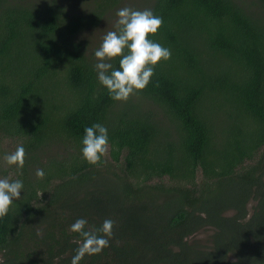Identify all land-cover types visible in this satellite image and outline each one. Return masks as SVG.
Instances as JSON below:
<instances>
[{"label":"trees","instance_id":"16d2710c","mask_svg":"<svg viewBox=\"0 0 264 264\" xmlns=\"http://www.w3.org/2000/svg\"><path fill=\"white\" fill-rule=\"evenodd\" d=\"M124 7L161 17L149 39L171 51L127 102L94 68ZM95 123L109 152L91 165ZM0 133L26 151L3 264H71L80 218L115 222L80 264H264V0H0ZM208 228L210 246L190 240Z\"/></svg>","mask_w":264,"mask_h":264},{"label":"clouds","instance_id":"9594fccd","mask_svg":"<svg viewBox=\"0 0 264 264\" xmlns=\"http://www.w3.org/2000/svg\"><path fill=\"white\" fill-rule=\"evenodd\" d=\"M116 16L115 30L107 32L100 48L95 51L97 63L94 68L99 82L106 87L110 97L115 101L127 102L137 91L147 87L155 66L169 60L171 51L149 39L163 24L162 18L154 15L151 9L141 11L124 7L117 11ZM116 58H119L118 69L111 63ZM84 132L83 158L91 165H98L109 152L108 129L95 123L86 127ZM25 158V148L18 146L14 152L4 156V161L9 166L15 165L22 169ZM36 177L44 179V170L37 169ZM23 187L19 179L0 178V218L8 214L14 201L21 199ZM114 223L111 219H105L100 228L87 229V220L77 219L70 230L78 233L82 242L71 264H80L85 255H96L109 247Z\"/></svg>","mask_w":264,"mask_h":264},{"label":"rangeland","instance_id":"374dc122","mask_svg":"<svg viewBox=\"0 0 264 264\" xmlns=\"http://www.w3.org/2000/svg\"><path fill=\"white\" fill-rule=\"evenodd\" d=\"M131 1L139 6H142L148 4V2L151 0H131ZM88 39H90L93 43H96L100 40V35L96 34L95 36H92L88 34ZM20 144L21 142L19 140L11 139L10 137L0 133V164H2L3 168L8 171L6 177L0 176V178H9L10 180L14 178L15 173L12 172V170L16 169V166L7 165L4 161V156L14 152ZM64 146L65 145L63 142L57 141L55 145V150L61 151L63 150ZM254 206H255V202L252 201V203H250L248 206V211L250 214L252 213V209ZM212 235H213L212 229L208 228L207 230L201 231L198 234L194 235L192 238H190V240L198 242L204 246H210ZM0 264H3L1 255H0Z\"/></svg>","mask_w":264,"mask_h":264},{"label":"flooded vegetation","instance_id":"af4514ba","mask_svg":"<svg viewBox=\"0 0 264 264\" xmlns=\"http://www.w3.org/2000/svg\"><path fill=\"white\" fill-rule=\"evenodd\" d=\"M1 256H2V263H3V261H4V257H3V254H0Z\"/></svg>","mask_w":264,"mask_h":264}]
</instances>
